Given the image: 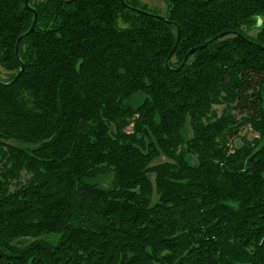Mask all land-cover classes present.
Listing matches in <instances>:
<instances>
[{"label":"trees","instance_id":"16d2710c","mask_svg":"<svg viewBox=\"0 0 264 264\" xmlns=\"http://www.w3.org/2000/svg\"><path fill=\"white\" fill-rule=\"evenodd\" d=\"M164 2L0 0V264H264V0Z\"/></svg>","mask_w":264,"mask_h":264},{"label":"rangeland","instance_id":"374dc122","mask_svg":"<svg viewBox=\"0 0 264 264\" xmlns=\"http://www.w3.org/2000/svg\"><path fill=\"white\" fill-rule=\"evenodd\" d=\"M139 1H140V4H145L149 11L156 13L160 16H165L167 7H166L164 0H148L147 2H144L143 0H139ZM260 23L261 21L258 22V24ZM255 31H256L255 29H251L248 31V33L254 34ZM0 72H1L0 76L2 78L7 77L6 73L8 72L5 71L1 67H0ZM223 107H224L223 104H218V105L213 106L216 116H219L223 112V109H224ZM239 117L240 116L238 115L237 118L239 119ZM126 130L130 131L131 125H128L126 127ZM257 136L258 134L255 133L248 124L241 125V126L239 125V128L236 130V132L228 136L227 144L230 146V148L239 147V146H242L246 141H251V139Z\"/></svg>","mask_w":264,"mask_h":264},{"label":"water","instance_id":"95a60500","mask_svg":"<svg viewBox=\"0 0 264 264\" xmlns=\"http://www.w3.org/2000/svg\"><path fill=\"white\" fill-rule=\"evenodd\" d=\"M26 4H27V0H26ZM33 13H34V17H33V21H32V24H31L30 29H29L26 33H24V34H22L21 36H19V38L17 39V43H16V45L18 44L19 40H20L24 35H27V34L32 30V28H33V26H34V24H35V20H36V12L33 11ZM164 21H167V20L164 19ZM178 40H179V35L177 36L176 43H175V45H174V47H173V50L176 48L177 43H178ZM195 50H196V48H191V49H189V51L187 52V54H186V56H185L183 62L186 60L187 56L190 55V54H192ZM23 67H24V65H23V63H21L20 70L17 72L16 76L13 78V80H12L11 82H14V81L17 79V77H18V76L20 75V73L22 72Z\"/></svg>","mask_w":264,"mask_h":264},{"label":"crops","instance_id":"0c3cea01","mask_svg":"<svg viewBox=\"0 0 264 264\" xmlns=\"http://www.w3.org/2000/svg\"><path fill=\"white\" fill-rule=\"evenodd\" d=\"M144 2H147L148 0H143Z\"/></svg>","mask_w":264,"mask_h":264}]
</instances>
